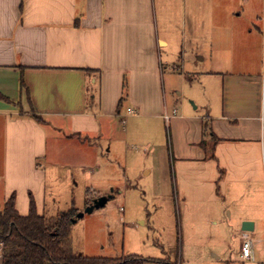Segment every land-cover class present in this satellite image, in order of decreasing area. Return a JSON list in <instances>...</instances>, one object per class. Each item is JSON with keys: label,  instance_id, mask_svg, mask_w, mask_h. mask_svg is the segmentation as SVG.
<instances>
[{"label": "crops", "instance_id": "1", "mask_svg": "<svg viewBox=\"0 0 264 264\" xmlns=\"http://www.w3.org/2000/svg\"><path fill=\"white\" fill-rule=\"evenodd\" d=\"M260 6L264 14V0H0L5 200L14 193L25 215L31 194L40 214L47 182L39 160L57 158L67 143L96 155L107 142L118 153L127 132L119 141L115 120L125 126L137 116L172 126L179 162L215 163L220 175L232 166L240 194L257 203V185L264 191ZM127 108L135 113L122 123Z\"/></svg>", "mask_w": 264, "mask_h": 264}, {"label": "rangeland", "instance_id": "2", "mask_svg": "<svg viewBox=\"0 0 264 264\" xmlns=\"http://www.w3.org/2000/svg\"><path fill=\"white\" fill-rule=\"evenodd\" d=\"M258 11L264 16L261 6ZM177 89L183 86L177 83ZM115 121L119 141L127 132L118 153L117 144L110 150L112 143L107 142L101 144L97 157L74 153V143H67L55 160L52 156L39 160L47 182L40 214L46 217L71 208L83 212L102 194L112 195L104 206L72 222L70 239L75 254H134L176 264H243L240 251L244 218L254 224V230L246 232L253 240V259L245 264H264L261 184L257 185L256 203L247 194H240L235 181L237 171L229 164L227 172L224 169L220 175L222 168L215 163L204 168L202 162H179L174 153L173 128L164 119L135 116L126 119L125 126L119 119ZM146 170L150 172L145 174ZM261 175L264 178V168ZM2 186L0 174V213L5 203ZM201 197L203 200H199ZM218 257L229 260L224 263Z\"/></svg>", "mask_w": 264, "mask_h": 264}, {"label": "trees", "instance_id": "3", "mask_svg": "<svg viewBox=\"0 0 264 264\" xmlns=\"http://www.w3.org/2000/svg\"><path fill=\"white\" fill-rule=\"evenodd\" d=\"M19 87L27 92L22 68H20ZM126 95V81L123 82ZM0 99H9L0 94ZM121 101V100H120ZM119 109V107H118ZM40 121V117L32 113ZM77 211L73 208L58 216L46 217L39 214L31 194L27 214H20L15 207V194L12 193L4 203L0 213V264H146L159 261L162 264H176L164 259H149L139 255L119 257H88L75 254L72 250L70 229Z\"/></svg>", "mask_w": 264, "mask_h": 264}, {"label": "built area", "instance_id": "4", "mask_svg": "<svg viewBox=\"0 0 264 264\" xmlns=\"http://www.w3.org/2000/svg\"><path fill=\"white\" fill-rule=\"evenodd\" d=\"M135 111L132 108H127L126 115H122V123H125V117L128 115H133ZM167 117V116H166ZM242 243L240 258L242 261H251L253 259V240L247 235V233H242Z\"/></svg>", "mask_w": 264, "mask_h": 264}, {"label": "water", "instance_id": "5", "mask_svg": "<svg viewBox=\"0 0 264 264\" xmlns=\"http://www.w3.org/2000/svg\"><path fill=\"white\" fill-rule=\"evenodd\" d=\"M110 196H102L92 202L83 212H79L76 214V217L72 219V222L75 223L77 218L83 217L85 213H91L94 209L102 207L106 204ZM241 230L244 232H250L253 230V223L250 221H243L241 225Z\"/></svg>", "mask_w": 264, "mask_h": 264}]
</instances>
